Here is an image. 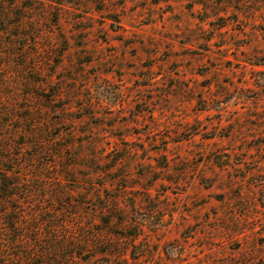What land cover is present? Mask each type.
Returning <instances> with one entry per match:
<instances>
[{
	"label": "rangeland",
	"instance_id": "rangeland-1",
	"mask_svg": "<svg viewBox=\"0 0 264 264\" xmlns=\"http://www.w3.org/2000/svg\"><path fill=\"white\" fill-rule=\"evenodd\" d=\"M10 170L0 264H264V0L0 6Z\"/></svg>",
	"mask_w": 264,
	"mask_h": 264
},
{
	"label": "trees",
	"instance_id": "trees-1",
	"mask_svg": "<svg viewBox=\"0 0 264 264\" xmlns=\"http://www.w3.org/2000/svg\"><path fill=\"white\" fill-rule=\"evenodd\" d=\"M13 4L14 0H0V6L3 4ZM15 173L10 170L5 174L3 178H0V197L4 199V201H9L10 199H19V194L14 192L15 188L22 184V182L17 179L15 181H12L14 178H18L14 175ZM17 209V208H16ZM15 208L9 207L5 211H2L3 213H0L4 219V223L6 225L7 230H13L15 226L20 227L21 222H19L14 216H11L12 211H16ZM134 236V235H132ZM47 237V235H43V238ZM19 238V237H18ZM42 238V237H41ZM19 240L16 241V243ZM2 249V247H0Z\"/></svg>",
	"mask_w": 264,
	"mask_h": 264
}]
</instances>
